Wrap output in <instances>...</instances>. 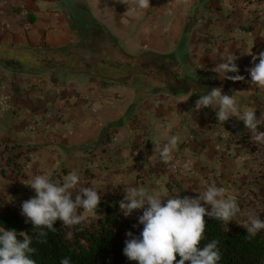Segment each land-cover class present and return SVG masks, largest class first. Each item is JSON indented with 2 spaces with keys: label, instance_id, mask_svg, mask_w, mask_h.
I'll return each instance as SVG.
<instances>
[{
  "label": "rangeland",
  "instance_id": "374dc122",
  "mask_svg": "<svg viewBox=\"0 0 264 264\" xmlns=\"http://www.w3.org/2000/svg\"><path fill=\"white\" fill-rule=\"evenodd\" d=\"M89 1L92 2L40 0L36 8L42 13L52 12L73 19L74 8L88 10ZM105 1L117 4L111 15L121 17L128 26L143 23L136 21V15L143 11L136 2L128 1L125 6L120 0ZM150 4L151 7L145 9L147 14H161L163 51L138 46L139 39L132 31H127L126 37L115 36L109 31L108 22L102 25L106 33L91 39L94 47L98 42L112 45L109 52L113 53V62L110 60L113 64L105 55L99 56L102 62L90 68L89 79L96 75L104 81L110 79L114 86L105 92L107 95L113 92L125 95L133 88L145 94V98L136 94L135 108L127 112L129 108L125 106L119 113L123 115L120 121L104 125L102 138L94 143L63 148L62 126L68 122V114L62 113V109L56 113L50 108L51 99L40 97L52 91L47 89L46 81L37 87L20 83L6 84L0 89V204L21 211L22 202L35 196L34 190L27 186L32 175L50 172L53 180L62 183L70 173L76 172L81 181L73 191L81 186L94 187L101 198L123 197V190L130 184L145 186L165 199L182 198L196 196L214 183L225 188L226 195L237 199L241 211L236 220L229 223L245 230L243 225L248 223L249 215L259 218L264 213V144L253 141L249 131L244 137H237L226 130L211 107L194 111L200 95L213 87H222L223 94L236 97L241 113L255 108L260 118L264 112V88L252 85L250 74L245 71L252 66V55L264 51V0H153ZM103 12L105 20L109 21L111 16L105 9ZM84 37L88 38L87 33ZM193 40L196 47L211 52L212 66L202 67L195 59L190 45ZM229 52L238 57L239 74L245 80L222 79L218 65ZM44 58L38 53L7 46L0 36V71H11L22 79L36 81L48 75L67 82L73 78L88 80L87 75L73 74L88 68L89 64L81 58L79 61L65 58L57 63H46V67ZM100 60L93 62L99 64ZM3 61L12 66L3 65ZM33 69H36L35 74L29 73ZM35 88L37 91H33ZM157 97L162 99L160 105H157ZM149 105L158 109L143 111ZM112 109L108 110L112 115L109 118L113 117ZM136 111L145 117L151 113L147 121L156 124V134L149 140L144 132V141L140 144L136 143L137 135L131 134L137 121L131 113ZM235 118L230 117L224 123L230 124ZM258 130L264 132V125ZM173 135L179 138L178 145L172 152L173 158L165 163L154 148L156 145L162 149ZM33 154L39 157L36 164ZM115 174H119L121 180L118 181ZM207 207L211 209L210 205ZM141 214L142 210H134L131 216L125 217L120 211L128 223H137ZM86 216L85 225L103 217L99 211Z\"/></svg>",
  "mask_w": 264,
  "mask_h": 264
},
{
  "label": "clouds",
  "instance_id": "9594fccd",
  "mask_svg": "<svg viewBox=\"0 0 264 264\" xmlns=\"http://www.w3.org/2000/svg\"><path fill=\"white\" fill-rule=\"evenodd\" d=\"M128 4V0H120ZM141 10L151 7L150 0H135ZM238 57L228 53L223 62L218 65L222 79L233 82L243 81L240 69L236 63ZM258 61V63H257ZM252 66L245 71L250 74L251 84L264 88V51L252 55ZM236 73V75H227ZM211 107L216 112V119L224 123L230 117L242 120L245 128L251 133V139L264 144V132L258 128L264 125V112L260 118L256 116L255 108H247L241 113L238 100L233 95L223 94L222 87H213L206 94H202L195 101L194 111ZM179 138L173 135L162 149L155 145L154 150L159 151L163 162H169L172 152L178 145ZM39 157L33 154V163ZM121 180L119 174H115ZM81 177L78 173H70L64 181L58 182L51 178V173L34 174L30 177L27 186L34 190L35 196L24 200L21 204V215L26 217L25 223L31 222L38 239L48 232H55L54 224L62 221L63 227L71 229L73 226L86 221V214L96 213L101 203V196L94 187L81 186ZM123 199L120 200L119 209L125 217L132 215L134 210H142L137 217L138 224L143 225L139 236L132 231L126 232L123 254L138 264H218L221 260L219 241L212 240L203 246L205 239V217L220 220L225 224L236 220L241 209L234 196L226 195L227 190L217 187L214 183L204 190L197 192L196 196H175L162 198L157 192L145 186L128 185L124 190ZM74 197V198H73ZM211 206L209 210L207 206ZM82 210V211H81ZM133 228L137 224L132 225ZM249 236H255L264 230V220L249 215L248 223L244 224ZM73 233L68 231L66 238L71 239ZM23 237V239H18ZM33 239L26 232L14 229L0 228V264H37L33 258L36 249L32 247ZM179 257V259H177ZM60 264H71L70 258H62Z\"/></svg>",
  "mask_w": 264,
  "mask_h": 264
},
{
  "label": "crops",
  "instance_id": "0c3cea01",
  "mask_svg": "<svg viewBox=\"0 0 264 264\" xmlns=\"http://www.w3.org/2000/svg\"><path fill=\"white\" fill-rule=\"evenodd\" d=\"M37 1L40 0H0V36L4 43L17 50L41 54L45 57L43 59L44 67L47 66L46 63H57L65 58L71 60L76 59L78 61L81 58L82 62L84 61L89 64L88 68H83L84 70L80 72L78 70L77 73L73 72V74L75 76L78 74L84 77L87 75L88 77L86 78L88 80L81 81L80 79L73 78L67 82L60 80L61 78H58V80L54 79L56 78L54 75H48L46 78L42 77L41 80L36 81V79L32 80L27 77L22 79L15 76L11 71L6 70L7 72L0 71V82L3 81L0 83V89L6 84L20 83L22 86L37 87L39 84H42L43 81H46L48 86H50V89L46 86L47 89L52 91L40 97L42 99L46 97L47 99H51L48 101L50 108L55 110L56 113L62 109V113L68 114V122L62 126L61 143L65 146L63 148L71 149L74 146L92 144L95 140L102 138L101 133L104 125L113 123L112 121H120L119 119H121L123 115L119 113L125 110V106L129 108L126 110L127 112H129L132 107L135 108L137 104L136 94H141L144 98L145 94L133 88L128 90L125 95L121 94V92H113L112 95H107L105 92H109L114 86L113 83L110 82V79L105 78L104 81L98 75L89 79L91 76L89 73L91 70L90 68H92L93 65L99 66L100 62H102L99 56L105 55L107 59H109V63L113 62V53L109 52V48L112 45L98 42L97 47H94L92 46L91 39L96 35L106 33L102 25L104 22L106 24L108 22L109 31L115 36L120 35L123 37L126 33L132 31L139 39V41L137 40L138 46L140 45L144 49L149 46L163 51L164 44L160 41L162 40L160 32L161 14L155 12H153V14H147L146 10H143L140 14L136 15V21L143 23L137 25V27H130L127 22L124 23L122 21L123 19H121V17H114L111 15V11H115V6H117L115 2L107 3L105 0L89 1L88 10L84 8H74L76 13L73 16L75 17L71 19L70 17L66 18L54 15L52 12L42 13L41 10L36 8ZM127 7L130 8L129 6ZM19 8L23 11L19 12ZM103 9L111 16L109 21L105 20ZM127 13L129 14V12ZM27 17H29V19H27ZM123 18L128 20L127 17ZM153 21H156L158 24H153ZM86 33L88 38L84 37ZM192 42L193 43L190 45L194 48L195 59L198 60L202 67L212 66L210 58L211 52L196 47L194 45V40ZM98 59H101L99 64H94L93 61ZM115 60L114 58V61ZM5 63L10 64L8 61H3V65ZM10 66L12 65L10 64ZM45 69L50 71L48 68ZM35 72L36 69H33L29 73L35 74ZM32 81L35 84L30 83ZM123 84L126 83L123 82ZM33 91H37V88L33 89ZM156 100L159 101L157 105L162 103V99L159 97H157ZM70 105H75L76 107ZM111 107L113 108V117L109 118V116H112L109 114ZM146 107L147 108L143 111L152 112L158 109L152 105ZM23 110L27 109L23 108ZM131 115L137 117L136 125L134 128L132 127L133 130L131 132V134L134 133L137 135L136 143L140 144L141 141H144V132L148 139H152L156 134L154 130L156 124L154 122L153 124L148 122L150 121L151 113L146 117L142 116L141 112L137 111L136 113H131ZM151 121H153V119ZM129 128H131V126H129ZM139 152V150L136 151L137 155H139Z\"/></svg>",
  "mask_w": 264,
  "mask_h": 264
},
{
  "label": "trees",
  "instance_id": "16d2710c",
  "mask_svg": "<svg viewBox=\"0 0 264 264\" xmlns=\"http://www.w3.org/2000/svg\"><path fill=\"white\" fill-rule=\"evenodd\" d=\"M206 94V93H205ZM223 127L237 137H244L248 131L242 120L233 119ZM120 198H101L97 208L103 217L89 225L78 224L71 229L63 227L60 220L54 224L55 232H48L43 242L37 238L38 229H33L31 222L25 223L26 217L14 206L0 204V228L23 231L32 236V247L36 249L33 258L37 264H60L62 258L69 257L71 264H138L123 254L127 231L139 236L143 225L128 223L120 215ZM264 220V213L259 216ZM205 239L201 246L212 241H219L221 260L218 264H264V230L255 236H249L247 230L209 217H205ZM137 224L136 228L132 225ZM71 231L72 238H66ZM18 239H23L19 237ZM179 259V257H177Z\"/></svg>",
  "mask_w": 264,
  "mask_h": 264
},
{
  "label": "built area",
  "instance_id": "2783aa9c",
  "mask_svg": "<svg viewBox=\"0 0 264 264\" xmlns=\"http://www.w3.org/2000/svg\"><path fill=\"white\" fill-rule=\"evenodd\" d=\"M129 2L132 1V2H135V0H128ZM153 1V0H150V2Z\"/></svg>",
  "mask_w": 264,
  "mask_h": 264
}]
</instances>
